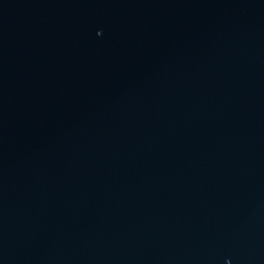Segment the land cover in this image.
I'll return each mask as SVG.
<instances>
[{"label": "water", "instance_id": "1", "mask_svg": "<svg viewBox=\"0 0 264 264\" xmlns=\"http://www.w3.org/2000/svg\"><path fill=\"white\" fill-rule=\"evenodd\" d=\"M0 264H264V0H0Z\"/></svg>", "mask_w": 264, "mask_h": 264}]
</instances>
